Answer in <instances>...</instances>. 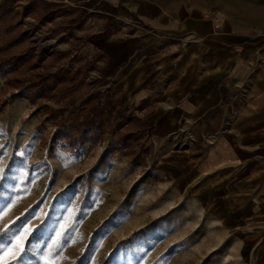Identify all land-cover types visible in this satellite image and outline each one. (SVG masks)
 Returning a JSON list of instances; mask_svg holds the SVG:
<instances>
[{"label": "rangeland", "instance_id": "obj_1", "mask_svg": "<svg viewBox=\"0 0 264 264\" xmlns=\"http://www.w3.org/2000/svg\"><path fill=\"white\" fill-rule=\"evenodd\" d=\"M84 1L0 0V143L14 168H25L17 153L26 151L28 178L19 186L30 187L5 222L29 205L38 204L37 211L91 205L79 225L83 239L65 249L62 264H83L81 249L88 255L101 240L97 264H136L143 252V264L162 256L167 264H252L196 200L195 157L200 142L213 138L199 139L192 123L154 141L156 105L123 106L94 46L106 38L92 41L115 32L120 21H95ZM184 1L251 34L263 49L255 65L264 71V0ZM64 157L78 162L65 167ZM10 192L0 185V202Z\"/></svg>", "mask_w": 264, "mask_h": 264}, {"label": "crops", "instance_id": "obj_2", "mask_svg": "<svg viewBox=\"0 0 264 264\" xmlns=\"http://www.w3.org/2000/svg\"><path fill=\"white\" fill-rule=\"evenodd\" d=\"M84 8L95 21H120L92 41L106 38L94 46L122 105H156L154 141L192 123L199 139L213 138L195 157L196 200L247 260L264 264L262 47L232 20L184 0H85Z\"/></svg>", "mask_w": 264, "mask_h": 264}, {"label": "snow or ice", "instance_id": "obj_3", "mask_svg": "<svg viewBox=\"0 0 264 264\" xmlns=\"http://www.w3.org/2000/svg\"><path fill=\"white\" fill-rule=\"evenodd\" d=\"M8 155L6 145L0 143V185L11 189L9 195L0 202V264H62L64 260L68 259L63 255L65 249L83 239V234L79 232V225L89 214L91 205H86L84 209H80L79 205H76L71 209L64 208L63 210L57 205H47L46 207L50 211L46 209L37 211L38 204L36 208L29 205L15 219L5 222V218L12 208L21 202V192L30 191V187L22 189L19 186L28 178L26 151L21 150L17 153L18 156L25 157V160L22 161L25 165L24 169L14 168L12 164L5 161L4 157ZM64 160L65 167L78 162L71 157H64ZM14 163H16L15 160H13ZM36 167H40V164H37ZM11 173H16V175ZM10 180L17 181V184H9ZM29 183L34 184L35 178ZM55 199L59 201L60 198L56 197ZM97 200H93V203H96ZM63 213H67V215ZM116 219L113 217L108 222L109 225L113 224ZM34 220H38L39 223H34ZM107 227L106 225L105 228ZM37 240L39 243L35 242ZM94 243H96V247L89 249L88 255H84L85 250L81 249L83 264H97L95 253L100 247H103V243L102 240L94 241ZM147 255V252L138 255L136 264H143L144 256ZM157 264H167L166 257L158 258Z\"/></svg>", "mask_w": 264, "mask_h": 264}, {"label": "built area", "instance_id": "obj_4", "mask_svg": "<svg viewBox=\"0 0 264 264\" xmlns=\"http://www.w3.org/2000/svg\"><path fill=\"white\" fill-rule=\"evenodd\" d=\"M208 14H211V15H215V12L214 11H208Z\"/></svg>", "mask_w": 264, "mask_h": 264}, {"label": "bare ground", "instance_id": "obj_5", "mask_svg": "<svg viewBox=\"0 0 264 264\" xmlns=\"http://www.w3.org/2000/svg\"><path fill=\"white\" fill-rule=\"evenodd\" d=\"M217 16V12L215 11V15H214V17L213 18H215Z\"/></svg>", "mask_w": 264, "mask_h": 264}]
</instances>
